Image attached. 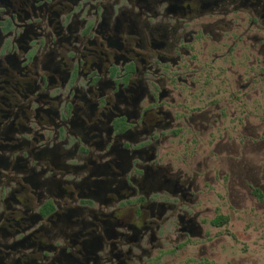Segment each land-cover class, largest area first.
I'll use <instances>...</instances> for the list:
<instances>
[{"label":"flooded vegetation","instance_id":"flooded-vegetation-1","mask_svg":"<svg viewBox=\"0 0 264 264\" xmlns=\"http://www.w3.org/2000/svg\"><path fill=\"white\" fill-rule=\"evenodd\" d=\"M263 167L264 0H0V264H220Z\"/></svg>","mask_w":264,"mask_h":264},{"label":"rangeland","instance_id":"rangeland-1","mask_svg":"<svg viewBox=\"0 0 264 264\" xmlns=\"http://www.w3.org/2000/svg\"><path fill=\"white\" fill-rule=\"evenodd\" d=\"M264 185V167L261 169ZM229 227H221L220 264H264V200L229 216ZM235 237V238H233ZM241 261V262H239Z\"/></svg>","mask_w":264,"mask_h":264}]
</instances>
